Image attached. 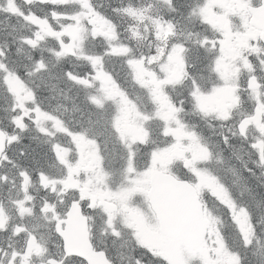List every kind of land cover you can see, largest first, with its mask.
Segmentation results:
<instances>
[{
    "label": "snow or ice",
    "instance_id": "obj_1",
    "mask_svg": "<svg viewBox=\"0 0 264 264\" xmlns=\"http://www.w3.org/2000/svg\"><path fill=\"white\" fill-rule=\"evenodd\" d=\"M0 18V264H264V0Z\"/></svg>",
    "mask_w": 264,
    "mask_h": 264
},
{
    "label": "trees",
    "instance_id": "obj_2",
    "mask_svg": "<svg viewBox=\"0 0 264 264\" xmlns=\"http://www.w3.org/2000/svg\"><path fill=\"white\" fill-rule=\"evenodd\" d=\"M2 27V26H1ZM9 31L11 30L10 28L8 29Z\"/></svg>",
    "mask_w": 264,
    "mask_h": 264
},
{
    "label": "rangeland",
    "instance_id": "obj_3",
    "mask_svg": "<svg viewBox=\"0 0 264 264\" xmlns=\"http://www.w3.org/2000/svg\"><path fill=\"white\" fill-rule=\"evenodd\" d=\"M13 21V20H12ZM9 23H11V22H9ZM13 23V22H12ZM14 24V23H13Z\"/></svg>",
    "mask_w": 264,
    "mask_h": 264
}]
</instances>
